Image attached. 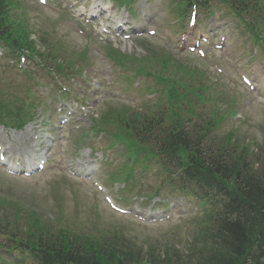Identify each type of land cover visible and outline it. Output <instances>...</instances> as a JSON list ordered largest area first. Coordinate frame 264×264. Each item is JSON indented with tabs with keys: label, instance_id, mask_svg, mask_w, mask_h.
<instances>
[{
	"label": "rangeland",
	"instance_id": "374dc122",
	"mask_svg": "<svg viewBox=\"0 0 264 264\" xmlns=\"http://www.w3.org/2000/svg\"><path fill=\"white\" fill-rule=\"evenodd\" d=\"M52 1L55 3L52 4ZM72 1L74 4L77 1L81 7L86 6V11L89 10V6L85 5V0ZM107 1L100 0L99 3L102 4L105 2L106 6H109L107 5ZM111 2L118 5L115 0H111ZM24 3L27 12L26 17L34 32L33 39L37 41L39 48H42L40 38L43 36L41 34L44 33L47 36V41H54V38H56L63 45L62 49L66 52L65 54L59 55V57L69 58L76 63L79 61L77 54L85 53L86 51L90 57V60L86 61V63L90 66L91 78L93 74H97L99 76H95L94 78H97L99 81H106L107 79L113 81L112 89L104 88V91L97 96L98 100L105 98L104 93L106 95L111 94L115 97L124 94L133 95L123 83H120L122 78L115 81L114 75L106 74V71L108 72L109 70H112L114 74L115 72H120L113 60L108 59L105 55V49L109 45L124 55L136 57L144 56L148 48L156 47L161 51H169L177 58L178 62L189 60V63L203 67L207 74L209 73V78H211L212 82V76H216L218 70L230 74L228 75V81L225 80L226 82H224L221 80L220 83H224L229 89L231 93L229 97L236 96L238 98L239 110L235 114L236 119L229 118L228 120L227 118L219 128L220 131L218 133L222 134L234 130L236 133L240 132L244 134L243 136L246 139H251L257 145L263 142L264 98L255 99L251 103V94L243 88L236 75H233L234 70L237 67H241L244 72H249V70L254 72L252 74V79L254 80L256 70L261 68L259 65L260 62L254 63L256 64V68L253 67L254 64L252 66L253 54L255 52L249 48L251 37L248 36L243 25L238 23L236 18L226 14L225 19L228 23L227 35L229 41L222 52L214 53V57L212 58L213 62L210 66L206 59L201 60L195 55H186V51L179 50L176 44L172 43L165 44L167 46L165 48L162 42L147 38L144 42L136 40L128 43L104 38V36L101 37L99 35L94 39L95 37L92 36V33H98L99 25L95 28L82 25L76 16L72 15L71 10H63L60 13L58 8H62L63 4L67 3L64 0H49L47 7L37 6L34 0H25ZM138 8L141 10L138 20L142 22V26L145 29L157 28L162 32H167L174 25L171 20L173 16L175 19V12L174 9H171L169 0H165L164 2L160 0H151L148 2L142 0L138 4ZM109 11L108 8L107 12ZM261 53L264 58L263 52ZM260 60L263 59L260 58ZM27 66V71L32 73L35 70L33 67L37 68L36 64L31 60H29ZM8 67L0 63V99L9 98L11 101L12 97H16L21 101H26L27 85L31 82L26 80L22 75H19L15 67H11L9 64ZM35 75V82L37 84H43L44 80L41 75V69ZM105 76L107 77L105 78ZM232 80L235 82L230 83ZM256 84L261 86L258 81H256ZM104 85L106 84L104 83ZM90 86L93 87L91 83ZM79 91L82 94V91ZM134 97L142 99L136 95ZM158 97L154 95L150 98L156 102ZM106 103H109V101L107 100L99 105L94 112L95 115H100L107 109V106H105ZM141 104V101H135L133 105L134 107L140 106L141 108ZM248 104H250V107L246 106ZM223 106L225 107L226 104H223ZM197 109L200 113H205L208 110L204 106L198 107ZM49 114L50 110L47 112V115ZM38 122L36 124H39ZM45 123L50 128L47 121ZM32 128L33 130L31 131L30 128L28 129V139L32 142H37L36 135L39 134V129ZM40 130L42 131V128ZM0 131L2 132L0 133L2 136L0 144L6 146L9 155L14 159L20 158L23 147L18 145V142H15L14 138L21 137V133H25L26 131H12L8 128H0ZM50 131H52V134L48 132L46 136L47 142L50 140L49 147L52 148V158L49 162L48 169L43 174L31 180L14 179L0 170V192H5V194H8L17 202V204H12L2 210V215L13 213L15 207L13 205H19L24 210L33 207L47 216L50 221L61 226H69L78 233L84 231L85 233H94V236H99L96 234L105 229H117L123 232L129 240H134L137 245L143 246L145 249L164 245L168 241L170 243H177L178 238L182 237L185 239L193 233L194 227L192 224L194 221L192 222V220L201 215L202 207L192 198H184L180 194H172L169 189L162 191L161 197L159 196V198L152 200L149 199L148 195L154 193V186L160 183V179L153 167L139 180L143 182L141 184H144V188L139 187L140 184H138V187L132 189L127 187L123 191L120 186L121 184H111L109 180L111 170H119L118 168L126 160L123 147L117 145L111 148L112 140L105 138L99 144L95 142L97 153H94L91 150L89 141H86L84 144L83 142L80 143V141L77 142L73 138V136L81 137V134L85 131L76 133L74 129L69 130L62 140H59L56 135L57 129H51ZM44 132L42 131V136ZM86 132L90 134L91 130ZM70 134H72L71 139L68 138ZM40 142H42V139H40ZM108 153H111V155H108ZM88 158L97 159L100 165L97 167V173H93L92 177L95 180H102L104 185H108L111 194L116 197V200L119 199L116 195L117 191L122 197H126L129 201L123 203L124 206L133 207L132 201H134V206L145 215L170 216L171 219L164 223L145 224L135 220L131 216H122L111 211L104 203L102 195L93 188L91 183L82 182L79 179L67 175L68 171H74L76 167H83L85 164L90 167L93 166L94 162H84ZM59 205L62 207V211H58ZM0 241H2L1 238ZM164 247L165 245L162 246V248ZM21 255L28 260L26 261L27 263H33L28 255ZM19 258L22 259L20 254ZM11 259L14 258L11 257Z\"/></svg>",
	"mask_w": 264,
	"mask_h": 264
},
{
	"label": "trees",
	"instance_id": "16d2710c",
	"mask_svg": "<svg viewBox=\"0 0 264 264\" xmlns=\"http://www.w3.org/2000/svg\"><path fill=\"white\" fill-rule=\"evenodd\" d=\"M223 1L242 15L263 13V0ZM15 2L0 0V35L22 50L32 43L28 30L23 27L22 33L19 32L13 20ZM171 81L167 78L163 83L168 96L172 95L171 102L181 110L183 100L175 91L179 81ZM114 118L116 126L126 134H134L136 142L150 141L153 135L162 137L161 151L181 166L179 185L190 189L194 188L193 184L199 185L195 196L210 205L214 213L198 234L205 251L189 262L180 251L145 253L142 248L131 247L115 238L93 241L64 229L52 231L40 223L27 236L20 229L19 241L37 253L41 264H264V144L254 153L250 147L240 148L241 143L231 142L230 136L212 138L207 133L212 124L207 121V132L202 129L191 135L184 130L168 129L162 117L132 118L120 114ZM4 229L12 233L16 228L8 230L7 225Z\"/></svg>",
	"mask_w": 264,
	"mask_h": 264
},
{
	"label": "bare ground",
	"instance_id": "6f19581e",
	"mask_svg": "<svg viewBox=\"0 0 264 264\" xmlns=\"http://www.w3.org/2000/svg\"><path fill=\"white\" fill-rule=\"evenodd\" d=\"M264 80V77L262 78ZM28 134H23L20 138H17L14 140L15 142L17 141L18 143H21L24 146V150L21 153V156L23 159H31L34 157V151L33 149L29 148L28 143Z\"/></svg>",
	"mask_w": 264,
	"mask_h": 264
}]
</instances>
